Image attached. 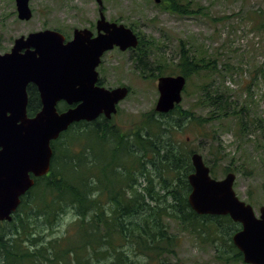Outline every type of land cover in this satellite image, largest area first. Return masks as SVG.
Wrapping results in <instances>:
<instances>
[{
  "label": "trees",
  "instance_id": "obj_1",
  "mask_svg": "<svg viewBox=\"0 0 264 264\" xmlns=\"http://www.w3.org/2000/svg\"><path fill=\"white\" fill-rule=\"evenodd\" d=\"M191 6L187 0H164L157 5L182 16L199 12ZM138 48L150 50L138 54L136 68L145 80L183 75L190 82L204 77L197 86L196 106L206 116L198 117L194 109L177 105L166 115L155 110L140 114L128 131L104 118L72 125L52 142L50 173L35 179L11 222L0 221V264H171L168 257L178 244L172 223L195 235L204 249H214L221 263L243 261L232 241L240 224L228 216H199L191 209V155L200 150L180 138L187 122L204 127L235 117L243 136L250 124H260L263 119H249L251 103L245 100L238 107L232 92L219 81L240 68L230 63L219 68L215 59L204 56L206 51L187 42H181L177 63L167 59L152 38L141 37ZM28 95V114L33 117L42 103L34 85L28 87ZM65 108L62 103L60 110ZM213 138L218 147L213 152L211 146L209 153L215 163L203 157L217 179L216 165L225 154L218 135ZM234 171L225 167L223 172ZM67 213L73 221L58 233L55 227ZM43 227L49 235L42 234Z\"/></svg>",
  "mask_w": 264,
  "mask_h": 264
},
{
  "label": "rangeland",
  "instance_id": "obj_2",
  "mask_svg": "<svg viewBox=\"0 0 264 264\" xmlns=\"http://www.w3.org/2000/svg\"><path fill=\"white\" fill-rule=\"evenodd\" d=\"M187 1H191V7L199 12L192 16L170 13L158 8L153 0H103L107 19L133 25L141 37L155 40L173 63L179 61L181 42H187L189 47L206 51L208 55L204 56L215 59L219 68L225 63L240 68L224 80L215 79L229 88L238 107L248 100L251 103L249 119H263L260 124H250L248 134L243 136L235 117L204 127L187 122L180 138L189 143L188 147H196L201 155L215 163L209 151L214 147L213 152H216L218 142L213 137L218 135L225 156L217 162V179L225 177V167L234 169L237 196L246 203L251 202L252 196L253 203L249 204L259 216L260 208L264 206V27H260V23H264V0ZM30 7L32 19L21 21L15 0H0V53L9 52L21 36L57 27L84 28L99 16L95 0H30ZM119 61L122 60L113 61L116 68L107 85L116 88L118 83H124L132 89L130 96L120 103L113 120L128 131L137 123L140 114L155 110L159 98L158 82L145 80L129 62L123 60L121 64ZM203 80L204 77H193L187 82V92L181 103L183 109H194L198 117L206 116V111L196 106L199 99L197 86ZM72 219V214L67 213L55 230L63 233ZM171 232L178 236L176 252L168 257L171 264L178 261L183 264H223L216 259L214 249L201 247L195 235L180 230L176 223H172ZM49 233L48 228H42L43 235ZM225 256L231 258L233 253ZM228 264L245 263L228 259Z\"/></svg>",
  "mask_w": 264,
  "mask_h": 264
},
{
  "label": "water",
  "instance_id": "obj_3",
  "mask_svg": "<svg viewBox=\"0 0 264 264\" xmlns=\"http://www.w3.org/2000/svg\"><path fill=\"white\" fill-rule=\"evenodd\" d=\"M15 1L18 18L31 20L30 0ZM96 2L101 17L97 37L77 29L74 39L65 42L63 34L46 29L17 38L9 52L0 53V221L11 222L35 178L51 171L53 141L75 123L93 122L102 114L112 119L130 93L126 86H96V68L106 51L139 46L138 35L123 24L109 23L103 0ZM32 84L38 88L42 108L30 117L28 87ZM186 84L183 75L160 77L156 112L168 114L180 105ZM61 101L74 107L60 112ZM191 161V209L199 216H230L241 225L232 240L244 263L264 264V206L258 217L252 205L239 199L235 173L216 179L200 153H193Z\"/></svg>",
  "mask_w": 264,
  "mask_h": 264
},
{
  "label": "flooded vegetation",
  "instance_id": "obj_4",
  "mask_svg": "<svg viewBox=\"0 0 264 264\" xmlns=\"http://www.w3.org/2000/svg\"><path fill=\"white\" fill-rule=\"evenodd\" d=\"M164 2V0H163ZM99 12V16L98 17H95L94 21L92 22H88L90 25L89 26H86L84 28H76V27H69V28H64V27H57L55 29H51V30H54V31H58L60 32L61 34H63L65 36V39L66 41L65 42H69V41H72L75 37V31L77 29L79 30H84V29H87L89 30L91 33H92V36L93 38L97 37L100 33L99 31V26H98V22L100 21V10H98ZM109 23H116V24H123L121 20H118V19H115V20H112V19H107ZM125 25V24H124ZM126 27L128 28H131L134 32H136L134 26L132 25L131 26H127L125 25ZM137 34V33H136ZM138 37H139V40L141 42V35L140 33L137 34ZM11 50V49H10ZM141 52H150V50H147V49H139V48H128L127 50H121L119 47H114L112 50H108L106 51L103 56L101 57V61L99 63V65L97 66L96 68V71H97V82H96V86H100V87H105V88H108V89H115V88H111L107 85V82H108V79L110 78V76L112 75V73L115 71V66H114V63L113 61L115 60H122L120 63L122 64L123 63V60L129 62V64L133 65L135 70H137L136 66L138 64V62L140 61L139 57H138V54H140ZM152 55V54H151ZM123 56H126L125 58H123ZM150 60H153L154 58L152 57H149ZM138 71V70H137ZM117 72V71H116ZM167 76H177V75H167ZM163 77V76H161ZM160 78V77H159ZM159 78L157 79V82L159 81ZM33 85V84H32ZM119 87H123V86H126L130 93L128 95V97L130 96L131 92H132V89L130 88V86H127L125 85L124 83H118ZM35 86V85H34ZM36 87V86H35ZM118 88V87H116ZM36 89L38 90V88L36 87ZM157 89H158V84H157ZM39 93V91H38ZM159 93V92H158ZM40 96V94H39ZM160 96V94H159ZM127 99V98H126ZM125 99V100H126ZM159 99V98H158ZM41 100V99H40ZM158 102V101H157ZM62 103L66 104L65 102L61 101L59 103V106H58V109L60 112H62L60 110V105H62ZM67 105V104H66ZM157 105V104H156ZM71 107H74V106H68L67 105V108H65L63 111L65 110H68L69 108ZM156 111V110H155ZM157 114L159 115H166V114H161V113H158L156 112ZM170 113V112H169ZM168 113V114H169ZM99 118H104L105 120L107 121H113L114 120V116L112 119H107L103 114L99 117ZM98 118V119H99ZM97 119V120H98ZM96 121V120H95ZM230 217V216H228ZM235 223V222H234ZM241 226V225H240ZM241 229V227H240ZM240 229H238L237 231L234 232L237 233ZM234 234L232 235V238L234 236ZM233 241V240H232Z\"/></svg>",
  "mask_w": 264,
  "mask_h": 264
},
{
  "label": "bare ground",
  "instance_id": "obj_5",
  "mask_svg": "<svg viewBox=\"0 0 264 264\" xmlns=\"http://www.w3.org/2000/svg\"><path fill=\"white\" fill-rule=\"evenodd\" d=\"M13 220V219H12Z\"/></svg>",
  "mask_w": 264,
  "mask_h": 264
}]
</instances>
